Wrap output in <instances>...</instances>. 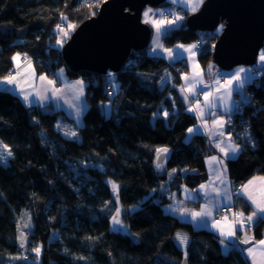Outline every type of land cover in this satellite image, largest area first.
Instances as JSON below:
<instances>
[{
	"label": "trees",
	"instance_id": "trees-1",
	"mask_svg": "<svg viewBox=\"0 0 264 264\" xmlns=\"http://www.w3.org/2000/svg\"><path fill=\"white\" fill-rule=\"evenodd\" d=\"M103 1L0 0V80L11 74L16 52L31 57L38 73L56 78L60 67L67 69L61 53L65 40L62 46L56 43L62 40L57 25L65 29L69 22L76 28L96 14ZM165 7L176 8L184 21L165 31L163 45L197 44L206 77L221 70L212 56L221 25L211 32L193 31L186 26L192 11L175 4ZM146 50L133 52L115 73L120 88L111 100L106 74L67 69L71 78L88 85V108L80 127L63 110L28 105L17 94L0 90V141L13 153L0 163V264H183L185 258L188 264H249L242 244L225 257L215 232L196 229L165 210L170 199L166 194L159 197L161 185L170 180L169 192L178 195L183 186L194 188L205 181V157L214 149L201 133L185 142L187 129L198 120L179 90L189 70L187 60L168 61ZM129 60L136 64L126 71ZM162 77H167L165 83ZM244 91L251 102L241 105L234 124L228 125L234 140L245 129L252 137L250 142L239 141L241 152L228 160L235 185L264 175V73ZM105 102H111L108 118L102 114ZM58 122L76 131L78 139L65 137L57 130ZM163 147L169 149L168 161L157 170L155 149ZM91 165H102L103 170ZM108 180L119 185L118 201ZM153 189L157 191L152 199H146ZM117 207L133 235L112 230ZM237 209L252 212L241 196ZM24 218L30 227L22 240L19 227ZM250 231L254 239L263 237L264 219H256ZM177 233L187 237V244H179ZM36 247L41 249L39 257L31 251Z\"/></svg>",
	"mask_w": 264,
	"mask_h": 264
},
{
	"label": "water",
	"instance_id": "water-1",
	"mask_svg": "<svg viewBox=\"0 0 264 264\" xmlns=\"http://www.w3.org/2000/svg\"><path fill=\"white\" fill-rule=\"evenodd\" d=\"M166 0H104L61 47L67 69L98 74L123 69L133 52L146 50L153 36L144 9ZM213 62L222 70L254 65L264 46V0H204L186 19L193 31H215ZM168 159L163 160L165 167ZM183 264H188L185 258Z\"/></svg>",
	"mask_w": 264,
	"mask_h": 264
},
{
	"label": "crops",
	"instance_id": "crops-1",
	"mask_svg": "<svg viewBox=\"0 0 264 264\" xmlns=\"http://www.w3.org/2000/svg\"><path fill=\"white\" fill-rule=\"evenodd\" d=\"M173 3L179 4V6H182L183 8L191 11L190 10L191 7L188 6V4L190 3L189 1H184V2L177 1ZM201 4H199L197 9H199ZM177 16L183 17L181 13H175V15H173V20ZM168 19H169L168 21H171V18H168ZM183 21H184V17H183V20L177 21L176 25L173 27L182 25ZM163 27H164V32H165L166 25H164ZM193 44L194 43L176 44L173 47L167 48L161 43L162 47L157 50L156 55H151V56L163 57L164 59L168 61L175 60L177 58H185L187 60L188 65H189L188 67L189 70L186 74L182 76L179 90H180V93L183 99L185 100L187 104V109L189 108L194 109V111H191V112L196 114L197 119H198L197 123L191 126L190 128L199 125L200 131L197 133H201L206 137L208 145L211 148H213L214 151L213 153L205 157V171L207 174V179L205 181L201 182L194 188L183 186L181 190L179 191V194L177 195V192H169L170 190L169 181L170 180H167L162 184L164 185V188L161 189L160 187L159 197H163L166 194V197L170 199V204H172L176 209L175 213H172L168 210V205H166L165 210L167 212L175 215L182 221L191 223L196 229L206 228V229L212 230L219 236V229L214 228L212 226L213 223L215 222V212L220 207L230 206L234 199L233 198L234 196L233 182L230 178L229 170H228V160L230 158H227L224 152L220 151V148L223 147L227 150V144L229 143V136L231 137L232 143L238 144L240 146L239 153L241 152L242 147L237 141L234 140L232 133L229 131L228 125H225L222 129H220L216 125L213 124V116L210 114V112L205 107V96L207 95L209 98H211L214 94H217L218 88L221 90L219 94H224L223 89H224L225 81L230 78L229 74L234 73L235 70L238 68H245V69H251V70L252 68L249 66L245 67L243 65H239V66H235L234 68L230 70H222V69L212 70L211 73L209 74V77H206L204 70L202 69L197 59V49L193 50L195 51V55H192L190 52L185 51L183 48L176 47L177 45H184L185 48H187V46L193 45ZM164 49L174 50L172 53L171 59L169 58V53L165 52ZM147 53L148 55H150L149 52ZM14 56L17 57L16 60H13ZM13 57H12V60L14 63V68L11 74L9 75V77L10 76L14 77L17 83L15 85H10L4 82L6 79L0 80V90H6V91L13 92L17 94L22 100H23V95H29L30 100H32L34 96L35 98L38 99L45 95L44 90L46 88L49 90L48 94L50 95L51 89L53 86L48 84V80L55 81L54 87L57 89H60L65 86L66 82L81 79V78H71L68 75L67 69L65 67H60L57 70L56 76L60 72V69H64L63 75L60 76L59 78L51 77L45 73L40 74L37 72L35 65H34V61L31 57H28L25 54L20 53V52H16L13 55ZM241 75L243 76L245 74L242 73ZM41 76H44L47 79L42 81L40 79ZM185 77L187 79H185ZM217 81L219 82L218 84L216 83ZM250 82L246 83L245 86L249 84ZM189 89H192V91L190 92ZM85 90H86V87L84 91ZM234 95H235V92L232 95L233 100H234ZM185 97H188V98L185 99ZM68 99H70L69 96H64L61 100H59L58 102L59 106L53 105L52 102L50 101L46 102L49 104L47 108L51 107L54 110L55 109L63 110L70 118L73 119L74 124H75L74 115H70V111H73V110L69 109L68 104L64 103V101ZM85 99H86V96H85ZM28 105H36V104L30 103ZM201 112H204L203 116H201ZM211 112H216L218 114L219 119H224V120L228 119L227 118L228 116L219 109H212ZM83 116L81 118L82 124H83ZM221 131L223 132V136L219 140L214 139L213 134L215 133L219 135ZM194 134L196 133H193L189 137V139H191ZM187 136H188V133H187ZM217 144H219L220 147H217L216 146ZM239 153L237 154V156L239 155ZM212 157H216V160L211 159ZM225 167L227 169L226 172L224 171ZM260 177H264V175L262 174L254 175L253 177L245 181L243 184H241L240 189L242 188V186H246L245 194L244 195L238 194V195L241 196L243 199L247 200L252 207V212L249 214H246L240 211V213L244 214L245 218L251 215L253 211H256V206L253 205L251 200L248 199V194H251L257 200H260L262 198V189H264V181H261L259 179ZM221 179H224L226 181V185L220 183ZM249 181H252V183L249 184ZM201 185L206 186L205 191L210 192L212 194L211 197H209L208 199H205L203 196V193H201L199 199H192V198L186 197L185 190L191 191V190L199 189ZM225 187H227V190L231 193V199H228L223 195V190L225 189ZM217 191H220L221 195L217 196ZM212 197H215V199H213ZM177 202H180V203H177ZM204 207H207L213 213V215L208 218V222L206 225L203 223L201 224L194 223L190 217L186 219H182L180 216V213L184 209H188L190 210V212H200L202 208ZM258 218L259 217H254L252 222H248L246 219H244L242 228H241V220H242L241 216L238 218L237 223H235L234 220L230 218H226L219 222L221 228H223L224 231H227L228 227L234 224L235 232H236L235 237L238 235L240 238V242L244 239L248 240L247 244L242 243V242L241 244H242L244 254L249 264H264V245L259 244V241L264 240V236L259 239H254L253 234L250 231L252 224ZM224 243L227 244L228 241L225 240ZM250 247L253 248L252 255H248L247 253V249Z\"/></svg>",
	"mask_w": 264,
	"mask_h": 264
},
{
	"label": "snow or ice",
	"instance_id": "snow-or-ice-1",
	"mask_svg": "<svg viewBox=\"0 0 264 264\" xmlns=\"http://www.w3.org/2000/svg\"><path fill=\"white\" fill-rule=\"evenodd\" d=\"M174 2H176V0H174ZM180 2H183V0H180ZM203 3V0H196L195 4L191 7V11L195 12L197 10V7L199 6V4ZM153 14L155 15V13L152 12L151 9L145 11L144 16L147 18L149 17V15ZM94 15V13H93ZM62 19H66L65 17H62ZM179 20H183V17H179L177 16L174 20L171 21H157L154 22L155 27H156V35L153 38V45L154 47H152L149 50V54L150 55H156L157 50L160 49L162 47V45L159 43V38L160 35L162 34V32L164 31V25L167 26H175L176 22ZM146 23L149 22L147 19L145 21ZM68 30L69 31H65L60 25H57V29L63 33L64 37H67L69 35V32L71 30H74L75 25L73 24H68ZM223 29V25H221L218 29H217V34ZM199 43V42H198ZM63 44V40H57V45L62 46ZM177 48H183L185 51L190 52L192 55H195V51H193L194 49L198 48L197 44H193V45H189L187 46V48H185L184 45H177ZM165 52L169 53V58H172V53H173V49H164ZM19 55V54H18ZM17 57L14 56L13 60H16ZM137 59H139V57H137ZM260 62L262 64H264V51L261 52L260 54ZM136 64V60H129L128 64L126 65V71H131V68ZM64 69H60V72L57 74V77L59 78L60 76L63 75ZM245 74V75H241V74ZM139 75V74H138ZM230 78L227 79L225 81V85H224V89L223 92L224 94H219L220 93V89H217V94H214L211 98H209L207 95L205 96V107L206 109L210 112V114L213 116V124L216 125L218 128L222 129L225 125H230L232 123V115H234L235 113L239 112L241 110V105H245V104H249L251 102V98L249 96H245L244 92H243V88L245 86L246 83L250 82L253 80V78L255 77V72H253L251 69H245V68H238L235 70L234 73L229 74ZM106 78H107V82L109 84H111L112 88H113V92H107L106 90V95H108L111 97L114 95L115 91L118 90L120 88V85L116 82V74L109 72L106 74ZM40 79L46 80L47 78L44 76H41ZM185 79H187L185 77ZM167 80V77H162L161 78V82L165 83ZM7 84L10 85H15L17 83L16 79L12 76L6 78V80L4 81ZM217 84L219 83L218 81L216 82ZM48 84L52 85V89H51V94L49 95L48 92L49 90L46 88L45 91V95L40 97V98H35V96L33 97L32 100H30L29 95H23V100L25 101V103H35L37 106H41L43 108H45V110L47 109V107L49 106L48 103L46 102H52L53 105L55 106H59L58 102L59 100H61L64 96H69L70 99L65 100L64 103L68 104L69 109L73 110L70 111V115H74V119H75V124L77 127L82 125V116L84 114V112L87 110L88 108V104H87V100L85 99V87H87L88 85L85 84V82L83 81V79H79V80H75V81H70V82H66L65 86L63 88L57 89L54 87L55 85V81L53 80H48ZM189 91L191 92L192 89H189ZM236 93L237 95L241 96V99L238 101H235L232 99V95L233 93ZM31 95V94H30ZM188 97H185V99H187ZM101 108H102V114L105 116V118H108L111 115V109L109 105H104L103 103L101 104ZM212 109H219L221 110L223 113H225L228 116L227 120L224 119H219L218 118V114L216 112H211ZM188 111H194V109L189 108ZM160 113H154L153 116L154 118L159 116ZM169 115V113L167 111L163 112V116L165 118H167ZM204 115V112H201V116ZM57 130H63V134L65 135V137H67L68 139H78V133L74 130H72L71 128H68L66 125H63L62 123L58 122L57 125ZM200 131V126H194L192 128H188L187 129V133L188 136L185 137V142L189 143V137L193 134V133H197ZM244 139L246 141H251L252 137L250 135V133L247 131V129H245L244 132ZM223 136V132L221 131L219 133V135L217 134H213V138L216 140H219L221 137ZM217 147H220L219 144L216 145ZM253 147H255V145L253 144ZM221 152H224L225 156L227 158L230 159H234L236 158L237 154L240 151V146L238 144H234L231 142V137L229 136V143L227 144V150L223 147L220 148ZM156 152V168L157 170H161L163 168V160L167 159L168 153H169V149L167 147H163V148H156L155 149ZM13 155L12 150L9 148L8 145L4 144L2 141H0V163L5 162L6 159L8 157H11ZM211 159L216 160V157H212ZM92 167H98L101 170H103L102 165H91ZM75 171V169H73ZM176 170L173 169V172H175ZM224 171L226 172L227 169L225 167ZM172 173H169V176H171ZM255 179V178H254ZM261 181H264V177H260L259 178ZM107 184H110L113 190V195L116 196L117 201H118V191H119V185L115 182V181H111L108 180L106 181ZM221 184H225L226 185V181L224 179L220 180ZM252 181H249V184H251ZM205 185H201L199 189H195V190H185V195L187 198H192V199H199L201 193H203V196L205 199H208L209 197L212 196V194L210 192L205 191ZM164 188V185H161V189ZM245 190H246V186H242V188L240 190H238V193L240 195H244L245 194ZM156 189H153L152 192L146 194V199H152L153 194L156 192ZM221 195L220 191H217V196ZM223 195L228 198L231 199V193L227 190V187H225V189L223 190ZM213 199H215V197H212ZM248 199L251 200L252 204L256 206V211H253V213L249 216H247L246 218L244 217L243 213H240L239 215L241 216L242 220H241V228L243 227V220L246 219L248 222H252L254 217H259L261 219H264V189H262V198L260 200L255 199L251 194H248ZM107 203H112L111 201L107 202ZM180 203V202H177ZM105 207H107V204L105 205ZM139 206H132L131 210H134L136 208H138ZM218 207V206H217ZM168 210L172 213H175L176 209L175 207L170 204L168 205ZM125 212L130 211L129 209H125ZM120 215H121V208L117 207L115 210V214L112 215L111 217V223H112V230L113 231H117V232H125L127 235H133L129 230H128V226L125 225L122 220L120 219ZM213 215L212 211L209 210L207 207L202 208V210L200 212H190V210L188 209H184L181 213L180 216L182 219H186V218H191V220L194 223L197 224H207L208 222V218L211 217ZM214 228L219 229V237H220V244H221V248H222V253L225 257H227L235 248H236V240L234 239L236 232H235V225H230L228 227L227 231H224L223 228H221L219 221H215L212 225ZM24 227H29V225H24ZM176 239L179 241V244H187L188 239L186 236L177 233L176 235ZM227 240L228 243L225 244L224 241ZM242 243L247 244L248 240L244 239L241 241ZM259 244L264 245V240L259 241ZM21 247H23V242L21 244ZM31 251L35 252L37 254V257H39L40 251L41 249L39 247L33 248ZM243 251V250H241ZM247 253L248 255H252L253 254V248H248L247 249ZM185 257H187V252H185ZM13 259H26V257H13Z\"/></svg>",
	"mask_w": 264,
	"mask_h": 264
},
{
	"label": "rangeland",
	"instance_id": "rangeland-1",
	"mask_svg": "<svg viewBox=\"0 0 264 264\" xmlns=\"http://www.w3.org/2000/svg\"><path fill=\"white\" fill-rule=\"evenodd\" d=\"M177 1H180V0H176V2ZM184 1H189L190 3L188 4V6L189 7H192L194 4H195V2H196V0H183V2ZM204 1V0H203ZM174 0H166V3H163L162 5H159V6H151V5H148L145 9H144V12H143V19H144V21H146V19L149 21L148 23L152 26V29H153V36H152V40H151V42H150V45L148 46V48H147V50H146V52H149V50L152 48V47H154V45H153V38H154V36L156 35V27H155V24H154V22H157V21H168L169 19H168V17L166 16V14H165V9L167 8H169V7H165V4H169V5H173L174 3ZM192 3H193V5H192ZM175 5H179V4H175ZM202 5V4H201ZM149 9H151L152 10V12L153 13H155V15H153V14H151L150 13V15H149V17H145L144 16V13H145V11H147V10H149ZM173 9V8H172ZM175 13H180L179 11H177V9L176 8H174L173 9V11H171V14H173V15H175ZM171 20H173V17L171 18ZM68 24H73V23H69V22H67V26H68ZM74 25V24H73ZM66 26V28L64 29L65 31H69L68 30V27ZM171 27H173V26H171ZM169 28V26H167L166 25V27H165V29L167 30ZM75 29V28H74ZM74 30H71L70 32H69V35L67 36V37H64L63 36V33L61 32V35H60V38L62 39V40H67L69 37H70V35L72 34V32H73ZM203 32V31H202ZM164 31L162 32V34L160 35V38H159V43L161 44H163V35H164ZM57 43V42H56ZM258 61V60H257ZM257 63V62H256ZM255 63V64H256ZM191 66V65H190ZM243 66H245V67H248L247 65H243ZM249 67H251V66H249ZM252 68V67H251ZM253 69V68H252ZM210 73H211V71H210ZM255 77H259V75H257V73L255 72ZM117 82V81H116ZM118 83V82H117ZM112 87V86H111ZM245 88V87H244ZM112 90H113V88H111ZM243 92L245 93V91H244V89H243ZM235 95H236V93H235ZM235 95H234V100H235ZM104 105H109L110 106V109H111V102H105V103H103ZM228 118V117H227ZM5 162H7V159H6V161ZM29 225V227H30V223H29V221L27 220V218H24L22 221H21V224H20V227H19V236L21 237V239L22 240H24L26 237H27V232H28V230H29V227H24V225Z\"/></svg>",
	"mask_w": 264,
	"mask_h": 264
},
{
	"label": "built area",
	"instance_id": "built-area-1",
	"mask_svg": "<svg viewBox=\"0 0 264 264\" xmlns=\"http://www.w3.org/2000/svg\"><path fill=\"white\" fill-rule=\"evenodd\" d=\"M99 9V8H98ZM165 14L166 16L171 14V10L170 9H166L165 10ZM200 46L198 45V50H199ZM264 51V46L263 48L260 50L259 52V56H258V61L256 64L252 65L251 67L253 68V72H256L257 75L261 76L263 73H264V64H262L260 62V54L261 52ZM108 92H112V89H110ZM245 95V93H244ZM241 99V96L239 95H235V101H238ZM232 119V123L231 124H234V117L232 115L231 117ZM238 125H240V122L237 123ZM235 128V125L233 126ZM244 132H237L236 135H237V138L235 139V141L239 142L241 140H244ZM240 187H241V184L240 185H235L233 184V188H234V196H233V202L230 206H223V207H220L219 209L216 210L215 212V221H222L226 218H230V219H233L235 223H237L238 221V218L240 217V211L237 209V200L239 198V193H238V190H240ZM235 240H236V245L237 246H241V242H240V238L238 237V235L235 237ZM236 246V247H237Z\"/></svg>",
	"mask_w": 264,
	"mask_h": 264
}]
</instances>
